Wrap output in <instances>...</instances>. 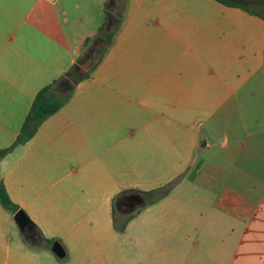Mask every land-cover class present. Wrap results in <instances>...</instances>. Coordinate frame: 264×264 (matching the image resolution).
I'll use <instances>...</instances> for the list:
<instances>
[{
	"label": "crops",
	"instance_id": "crops-1",
	"mask_svg": "<svg viewBox=\"0 0 264 264\" xmlns=\"http://www.w3.org/2000/svg\"><path fill=\"white\" fill-rule=\"evenodd\" d=\"M68 1L0 0V150L105 22L78 28ZM120 14L91 77L0 163L38 228L0 201V264H264V17L219 0H123ZM169 182L117 230L124 191Z\"/></svg>",
	"mask_w": 264,
	"mask_h": 264
},
{
	"label": "trees",
	"instance_id": "trees-1",
	"mask_svg": "<svg viewBox=\"0 0 264 264\" xmlns=\"http://www.w3.org/2000/svg\"><path fill=\"white\" fill-rule=\"evenodd\" d=\"M222 3L228 6H238L248 10L251 13H255L260 15L259 13L253 11L248 7V3H264V0H219ZM262 16V15H260ZM264 17V16H262ZM122 15L115 14L111 10L107 12V17L102 27L100 28L95 39H88L85 43L86 49L77 61L71 66V68L61 75L59 78L55 79L50 84L41 88L36 94L31 108L24 120V123L15 139V141L7 148H3L0 150V163L2 159L15 147L25 144L30 139H32L36 133L38 132L40 126L53 114H55L59 109H61L67 101L71 98L73 93L75 92L79 83L84 81L85 79L91 77L96 67L102 61L105 53L107 52L110 45L114 42V37L121 25ZM87 54H90V57L86 59V61H82L83 58ZM174 182H169L167 185L149 190V191H139L140 200H135L133 205L145 207L151 204H154L161 198L165 197ZM125 193H138L134 190H126ZM123 194V195H124ZM122 195V196H123ZM122 196H120L122 198ZM117 198L115 208L113 210L114 216V224L117 230L123 232L127 226L128 221L134 217L136 213L123 215L119 213L117 210V204L122 206L124 209H129L125 205V198L121 200V198ZM131 195L129 196V198ZM121 200V201H120ZM0 201L3 207L12 212H17L22 210L17 204L13 202L11 199L6 185L3 181L1 169H0ZM120 201V202H119ZM127 206V207H126ZM132 207V206H131ZM130 207V208H131ZM140 210V209H139ZM119 211V212H118ZM122 213H125L124 211ZM31 225L38 231L37 226L34 222L31 221ZM47 242L48 246L51 247L53 243L56 241L53 238H44Z\"/></svg>",
	"mask_w": 264,
	"mask_h": 264
},
{
	"label": "rangeland",
	"instance_id": "rangeland-1",
	"mask_svg": "<svg viewBox=\"0 0 264 264\" xmlns=\"http://www.w3.org/2000/svg\"><path fill=\"white\" fill-rule=\"evenodd\" d=\"M75 3H79V6H76ZM122 4L123 0H72L71 2H67L68 15L69 17L77 20L78 28H81L83 22H86L87 27L90 28L92 22L98 24L106 20L107 12L109 11V5L110 10L113 13L119 15ZM134 207H128L129 209H124L120 205L118 206V210L120 212H118H130L132 209H136V207Z\"/></svg>",
	"mask_w": 264,
	"mask_h": 264
},
{
	"label": "water",
	"instance_id": "water-1",
	"mask_svg": "<svg viewBox=\"0 0 264 264\" xmlns=\"http://www.w3.org/2000/svg\"><path fill=\"white\" fill-rule=\"evenodd\" d=\"M247 5L253 11L264 16V4L263 3L257 4V3L249 2ZM89 57H90V54H87L85 56V58H83L82 61H86V59ZM14 218H15V222L17 223V225L19 226V228L22 232L26 233L27 230H31V227H32L31 220L24 210L17 211L15 213ZM52 250L61 257H63L65 255V249L59 241H55L53 243Z\"/></svg>",
	"mask_w": 264,
	"mask_h": 264
},
{
	"label": "flooded vegetation",
	"instance_id": "flooded-vegetation-1",
	"mask_svg": "<svg viewBox=\"0 0 264 264\" xmlns=\"http://www.w3.org/2000/svg\"><path fill=\"white\" fill-rule=\"evenodd\" d=\"M136 199H137V198H136L135 196H134V197H130V198H128L127 200H125L124 203H125V205L131 207ZM26 234H28L29 236L34 237V236L38 235V232H37V230L32 226V227H31V230H27V231H26Z\"/></svg>",
	"mask_w": 264,
	"mask_h": 264
}]
</instances>
